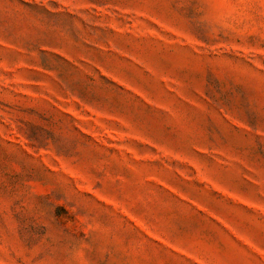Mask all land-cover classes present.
Listing matches in <instances>:
<instances>
[{
	"label": "rangeland",
	"instance_id": "rangeland-1",
	"mask_svg": "<svg viewBox=\"0 0 264 264\" xmlns=\"http://www.w3.org/2000/svg\"><path fill=\"white\" fill-rule=\"evenodd\" d=\"M0 264H264V0H0Z\"/></svg>",
	"mask_w": 264,
	"mask_h": 264
}]
</instances>
